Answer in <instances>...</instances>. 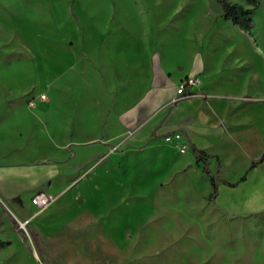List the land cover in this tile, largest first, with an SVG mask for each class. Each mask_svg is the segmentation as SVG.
<instances>
[{
    "label": "rangeland",
    "instance_id": "rangeland-1",
    "mask_svg": "<svg viewBox=\"0 0 264 264\" xmlns=\"http://www.w3.org/2000/svg\"><path fill=\"white\" fill-rule=\"evenodd\" d=\"M253 18L249 36L213 0H0V264H264L263 169L211 198L172 131L138 142L120 123L153 64L177 84L208 64L210 169L240 179L264 147V0Z\"/></svg>",
    "mask_w": 264,
    "mask_h": 264
},
{
    "label": "crops",
    "instance_id": "crops-1",
    "mask_svg": "<svg viewBox=\"0 0 264 264\" xmlns=\"http://www.w3.org/2000/svg\"><path fill=\"white\" fill-rule=\"evenodd\" d=\"M227 22L230 25V28H238L237 26L233 25L232 22ZM219 23L222 22H220L219 20ZM221 38H223V34H221ZM209 69L210 68L208 64L194 66V68H192L190 72L187 73V76L182 78V80H180L177 84L174 82L175 78L173 76V66L166 65L161 60L153 64L152 74L148 78L146 92L137 103V105H139L141 108L135 112H131V110L125 112L120 122L122 127L126 130L127 134L136 139L138 142H141L144 139L151 138L153 134L158 131H161V133H166L168 131H172V133L177 131L181 132L184 135L187 143L189 141L197 148L205 151L208 155L212 156L210 160L216 159L218 161V166H220V161L222 163L223 161L221 160V157L217 150L218 148L221 149L223 147V138H220V141L216 140L217 135H219L221 132H219L218 125L213 124L212 121V115L214 114L212 104L213 102L218 101L206 100L204 97L196 96L187 100H182L175 104L173 103V100L176 96V89L184 79L190 76H196L201 80V75L199 74V72L209 71ZM191 73L194 74L190 75ZM222 85L223 84H221L220 86H216L211 90L212 93H215V95L220 97L219 101L223 100V93H221ZM148 109H151L150 114L142 117V114H144V112H147ZM150 122L152 123L150 129H148V131L142 135L139 134L138 130L143 125H146ZM221 124L223 123L221 122ZM259 154H261V158L264 154V147ZM252 163L254 162H251L250 166ZM259 169H263L264 171V161L259 164L257 168L251 171L246 181H248L252 175L254 176L256 171H259ZM245 182H242L239 185H242ZM239 185L236 187H239ZM224 186L228 187L226 185ZM32 207L35 208L33 205Z\"/></svg>",
    "mask_w": 264,
    "mask_h": 264
},
{
    "label": "trees",
    "instance_id": "trees-1",
    "mask_svg": "<svg viewBox=\"0 0 264 264\" xmlns=\"http://www.w3.org/2000/svg\"><path fill=\"white\" fill-rule=\"evenodd\" d=\"M219 6L220 18L225 21L232 22L233 25L237 26L240 30L248 35H251L252 30L255 27L254 14L260 9L261 0H241L243 4L233 3L232 0H213ZM154 136V134H153ZM188 146L190 153L195 158L196 162L202 164V172L207 175L210 179V184L212 187L211 198H217L219 195V184L222 183L228 187H236L240 183L245 182L248 175L255 168L258 167L264 161V154L257 161L251 164L249 169L245 174L234 183H229L225 180H220L218 178L219 172L215 175L210 169V158L212 156L208 155L205 151L197 148L194 144L188 141ZM220 165V164H219ZM220 166H218L219 170ZM10 245V242L0 241V248H5Z\"/></svg>",
    "mask_w": 264,
    "mask_h": 264
},
{
    "label": "built area",
    "instance_id": "built-area-1",
    "mask_svg": "<svg viewBox=\"0 0 264 264\" xmlns=\"http://www.w3.org/2000/svg\"><path fill=\"white\" fill-rule=\"evenodd\" d=\"M200 84V79L196 76H190L184 79L176 89V96L174 98V102H180L182 100H187L196 96H199L195 88H197ZM166 142L176 144L182 153L189 152L188 143L185 140L184 135L181 132H173L172 134H168L163 137ZM54 202V197L48 194L45 191L37 192L31 198V204L37 210H45ZM30 219L25 220L21 223L22 227H26L30 223Z\"/></svg>",
    "mask_w": 264,
    "mask_h": 264
}]
</instances>
